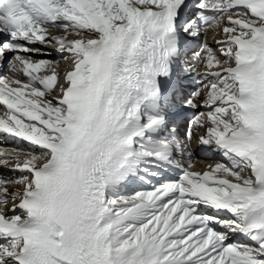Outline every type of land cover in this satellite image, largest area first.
Here are the masks:
<instances>
[{
	"label": "bare ground",
	"instance_id": "6f19581e",
	"mask_svg": "<svg viewBox=\"0 0 264 264\" xmlns=\"http://www.w3.org/2000/svg\"><path fill=\"white\" fill-rule=\"evenodd\" d=\"M222 23V27H231L222 33L220 31L215 33V30L202 32L201 38H204V44L201 52L197 49L188 51L182 60L183 74L188 73L187 80L196 92L195 97L191 98L192 102L185 104L189 107L187 114L190 112V115H196L199 111H203L207 115V117H194L190 126L184 122V119H179L178 131L176 134H169L168 140L175 146H180L176 159L185 169L184 173L177 178H172L171 180H175L173 183L164 182L159 188L160 191L147 194V197H143L141 201L133 199V203L117 207L120 217L123 216L129 220L122 221L123 226L114 232L116 237L111 242V253L105 256L101 264H115V261L122 264L123 261L120 258L123 254L116 251L118 245L131 247L139 237L149 240L146 237L153 238L164 231L160 229L157 233L155 227H149L148 224L153 221L158 225L180 224V218L188 217L189 212L186 207L189 206L192 210L200 208L203 212L211 214L212 206L209 202L213 192L195 197L189 192L187 183L203 179L209 185V189L217 190L232 187L234 181H248L250 162L226 154L219 157L220 150L215 145L217 136L224 134L236 121L233 116L235 110L231 106L221 109L219 103L223 94L231 92L233 86L231 77L220 80L223 77L221 70L232 63L231 38L232 36L245 37L250 34L247 28L232 24L227 18L223 19ZM78 29L51 30V38L48 42L32 44L26 53L16 54L14 62L7 64L0 71V146L8 152L26 157L24 162L0 159V212L7 214L10 219L18 223L26 219V212H9L19 204L31 206L32 180L39 176L40 162L35 164L29 159L32 156L35 157L34 155L47 154L33 145L17 141L18 138H23L25 133L42 137H45V133L41 132L40 128L28 124L15 108L27 109L33 104H41L46 108L59 111L58 88L53 85L49 89L42 84L47 82L50 86L54 80L56 84L64 76L69 78L73 74L72 59L70 56L60 55L59 50L81 46L86 42L89 32ZM18 93L28 99V102L17 96ZM209 101H213V104L209 105ZM177 112L180 115L184 114L181 110ZM223 120L230 124L224 125ZM28 155L30 158H27ZM177 192L184 194L183 203L177 201L175 195ZM122 195L126 197L125 194ZM114 201V203L120 202L119 198ZM139 207L154 212L156 217L164 216V218L153 219L146 224L145 221L140 222L139 218H144V215L137 211ZM239 213L238 219H241L242 212ZM263 237V235L259 236V238ZM65 239L64 231L55 230L53 237L55 252L63 249ZM245 242L256 246L255 241L251 243L245 240ZM20 243V240L6 242L3 234L0 233V264H18L15 261L18 250L13 248ZM184 253L185 247L177 249L174 253L162 254L159 260L167 261ZM85 254H87L86 250ZM43 264L65 263L47 258Z\"/></svg>",
	"mask_w": 264,
	"mask_h": 264
},
{
	"label": "rangeland",
	"instance_id": "374dc122",
	"mask_svg": "<svg viewBox=\"0 0 264 264\" xmlns=\"http://www.w3.org/2000/svg\"><path fill=\"white\" fill-rule=\"evenodd\" d=\"M10 156H11L10 159L14 160L16 162H23L24 160H26V157H23L22 155H19V154H10ZM34 156L35 157L32 156L31 159H29V160L34 161L35 164H37L40 160L43 159L42 154L41 155H34ZM27 158H30L29 155ZM27 161H28V159H27ZM4 180H6V179H4ZM13 249H15V248H13Z\"/></svg>",
	"mask_w": 264,
	"mask_h": 264
}]
</instances>
